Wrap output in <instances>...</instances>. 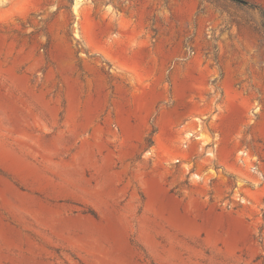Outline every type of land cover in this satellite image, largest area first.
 I'll return each mask as SVG.
<instances>
[{
    "label": "rangeland",
    "instance_id": "rangeland-1",
    "mask_svg": "<svg viewBox=\"0 0 264 264\" xmlns=\"http://www.w3.org/2000/svg\"><path fill=\"white\" fill-rule=\"evenodd\" d=\"M241 1L0 0V264H264Z\"/></svg>",
    "mask_w": 264,
    "mask_h": 264
},
{
    "label": "trees",
    "instance_id": "trees-1",
    "mask_svg": "<svg viewBox=\"0 0 264 264\" xmlns=\"http://www.w3.org/2000/svg\"><path fill=\"white\" fill-rule=\"evenodd\" d=\"M234 2H236L237 4H240L242 6H247V3L241 1V0H234ZM250 7V6H249Z\"/></svg>",
    "mask_w": 264,
    "mask_h": 264
}]
</instances>
